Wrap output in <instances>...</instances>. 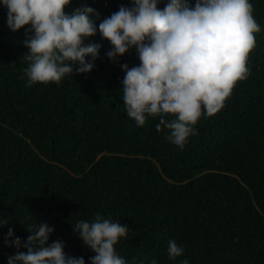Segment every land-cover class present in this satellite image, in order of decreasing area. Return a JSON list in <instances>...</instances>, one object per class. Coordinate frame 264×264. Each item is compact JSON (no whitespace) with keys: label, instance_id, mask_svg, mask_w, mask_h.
<instances>
[{"label":"trees","instance_id":"trees-1","mask_svg":"<svg viewBox=\"0 0 264 264\" xmlns=\"http://www.w3.org/2000/svg\"><path fill=\"white\" fill-rule=\"evenodd\" d=\"M82 3L102 19L129 0H70L65 11ZM250 3L260 26L250 71L217 112L202 111L182 148L155 127L158 115L137 125L125 114L119 65L139 63L134 48L112 61L97 31L91 70L27 84L26 26L11 31L0 6V264L16 250L3 243L7 228L23 240L35 220L89 264L71 224L98 212L130 229L114 247L131 264H264V0ZM170 238L184 248L172 260Z\"/></svg>","mask_w":264,"mask_h":264},{"label":"clouds","instance_id":"clouds-1","mask_svg":"<svg viewBox=\"0 0 264 264\" xmlns=\"http://www.w3.org/2000/svg\"><path fill=\"white\" fill-rule=\"evenodd\" d=\"M160 2L129 0L102 19L86 3L65 11L70 0H0V6L11 31L26 26L21 43L27 50L20 58L28 62L23 69L27 84L59 83L67 73L91 70L101 45L89 38L97 31L109 42L104 54L112 61L134 48L139 63L119 65L125 114L137 125L144 124L146 115H158L155 127L166 128V138L182 148L197 131L193 125L202 111L217 112L234 83L248 75L247 54L260 26L250 0H164L158 7ZM7 220L0 218V225ZM71 225L94 253L89 264H131L114 247L130 231L126 224L98 212L92 220L77 219ZM25 228L23 240L11 226L4 233L3 243L16 249L6 256L7 264H85L83 256L64 251L62 239L48 242L53 227L47 222L35 220ZM166 251L172 260L184 248L170 238ZM178 264L189 261L185 257Z\"/></svg>","mask_w":264,"mask_h":264}]
</instances>
